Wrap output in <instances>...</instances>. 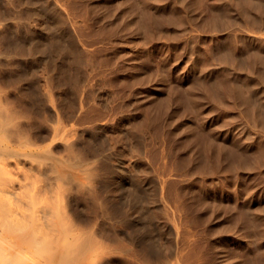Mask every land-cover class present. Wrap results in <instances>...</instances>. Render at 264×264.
<instances>
[{
    "label": "rangeland",
    "instance_id": "1",
    "mask_svg": "<svg viewBox=\"0 0 264 264\" xmlns=\"http://www.w3.org/2000/svg\"><path fill=\"white\" fill-rule=\"evenodd\" d=\"M132 1L0 0V93L21 103L19 110L22 113L25 111L23 115H27V127L40 141L43 139L41 142L44 145L51 143V132L54 127L61 125L62 129H67L65 136L75 148L74 156L69 159L72 162L80 159L93 163L92 171L95 172L90 196L75 188L72 194V213L79 221L87 219L94 225L98 237L108 246L106 262L112 257H118L122 264H244L246 257L248 264H264L255 236L248 237L242 226L230 227L236 221L233 212H223L217 217L213 216V223L203 224L197 213L189 211L187 205L200 197V192L207 197V190L214 200L218 196L217 200L223 203L224 200L221 199L225 196L220 193L226 192L230 182L221 167L212 161L203 160L202 170L188 175L190 169L177 166L175 153L171 150L168 139L179 120L184 118L171 115L161 117L154 105V100L169 89L167 82L161 78L162 70L158 63L162 57L155 51L159 49L165 51L169 61L177 59L183 62L188 59L201 62L196 69H174L173 74H176L172 75L177 81H185L186 75L194 74L215 82L212 84L214 87L209 85V90H214L216 96L211 97L206 106L211 109L215 105L219 111L216 116L208 119L224 126V130L232 128L229 132L234 131L245 142L252 141L248 137L249 130L253 136L264 134V128L256 117L247 113L248 105L244 102L245 99H253L256 103H264V21L261 20L258 27L263 29L262 33H251L243 27L240 29L243 35L239 29L237 32L234 29L240 38L236 35L237 39H228L229 43H258L262 48V57L256 62L257 67L242 72L235 68L229 69L235 90L243 94L242 100L236 101L230 96L229 87L218 83V72L207 67L208 56L205 50L206 44H213V35L227 37L229 30L215 34L206 31L202 21H187L186 28L179 30L182 34L186 32L183 39H171L170 33L177 26L165 24L162 28L157 27L158 34L151 42H146L139 28L138 17H141V11L138 6H132ZM262 2L264 0H259V3ZM103 4H106L109 15L118 21L114 27H94L92 24L94 15L98 17L106 12ZM174 6L184 9L182 12L185 17L188 13L192 14L187 7L181 6L180 0H164L156 10L175 14ZM234 13L237 15L238 12ZM38 31L43 32V40L48 43V49L41 56L32 50L31 34ZM197 34L195 39L193 36ZM190 45L200 47L199 55L186 51V46ZM51 101L53 106L50 105ZM175 107L176 104H173L172 108ZM190 117L192 116H187L188 119ZM182 130L186 133L187 126L183 125ZM161 135L163 141L159 139ZM253 145L251 142L250 148L254 149ZM65 146L64 141L58 140L53 143V151L66 156ZM256 169L254 184L258 186V192L255 204L264 203L263 158L259 159ZM234 172L236 177L232 184L234 191L236 189L235 192H238L241 188L242 170L238 168ZM117 177L121 180L120 188L115 186ZM201 177L203 180H200ZM174 181L177 184L173 185ZM123 185L139 189L137 192L141 201L136 212L131 211L129 204L124 207V214L117 208L118 199L124 192ZM248 190L240 196L241 199L247 198L242 204L245 206L254 198ZM85 196H89V199ZM226 198L228 200L225 202H229L230 198ZM141 203L144 204L143 207L146 206V210ZM140 216L148 217V224L149 221L153 222L151 232L150 225L145 224L147 233L144 230V234L147 240L151 236L150 239L156 237L162 247L161 254L153 253L134 236L131 224L134 225L133 220L142 218ZM233 250L234 254H231Z\"/></svg>",
    "mask_w": 264,
    "mask_h": 264
},
{
    "label": "bare ground",
    "instance_id": "2",
    "mask_svg": "<svg viewBox=\"0 0 264 264\" xmlns=\"http://www.w3.org/2000/svg\"><path fill=\"white\" fill-rule=\"evenodd\" d=\"M163 1L164 0L132 1V6H138L139 8H137L141 11V19L138 17L140 25H138L145 37V41L151 42L158 34L156 30L164 27L165 24L170 26L176 24L177 28L170 33V38L180 39L186 32L182 34V31L179 30L185 27L187 21L188 23L202 21L204 29L215 34H220V32L229 30L228 36H225L226 38L219 37L218 34L215 35V37L213 35V44H206L205 50L208 56L207 67L214 72H218V76L216 77L218 78V83L229 87L232 99L236 101L242 100L243 94L235 90V84L231 81L232 77L229 73V69L235 68V70L242 72L246 69L257 67L256 62L262 57V48L257 42V44H255L245 40L246 42L243 43H236L234 41L229 43L228 39L235 40L237 39L236 35L240 38V35L235 32H237V29L240 30L243 27L246 28V30L248 29V32L251 33H262L263 29L258 27L259 24L264 21V3H259V0H180L181 6L187 7L188 11L192 12V14H186L185 17L182 12L184 9L179 8V6L173 7L175 9V14H172L171 11L169 14L165 10H156ZM233 5L235 7H233ZM104 8L106 10L105 13L99 14L98 17L94 15L92 21L94 27L99 25L98 27L107 28L109 26L114 27L115 24H118V21L112 18L107 12L106 4ZM234 11L238 12L237 15ZM199 18L202 20H199ZM201 28L203 27L201 26ZM201 34L199 36H201ZM241 34L243 35L242 31ZM31 35L32 50L34 53L41 56L48 44L43 40V32H33ZM166 36L169 37V35ZM197 36L198 34L193 37L196 39ZM206 41L208 42V40ZM166 43L167 41H165V44ZM142 45H144V43ZM196 46L198 45L196 44ZM208 46L210 48H208ZM141 49H143V46ZM155 51L162 57L158 65L162 70L161 78L163 81L167 82L169 89L164 95L158 96L154 100V105H156L161 117L163 115H171L175 118L177 116L184 118L183 120H179V124L176 126L172 135L169 134L168 139L171 150L175 153L177 166L183 169H190L188 172L186 170L188 175L192 172H200L202 170L203 160L212 161V163L221 167L224 176L228 178L230 182L226 192L220 193L225 196L221 199L224 200L223 203L217 200L218 196L216 200H214L212 194L207 190L206 192L209 193L207 197H205L206 195H201L200 192V197L193 199L194 201L190 205H187L189 211L197 213L200 223L203 224L213 223L215 221L213 216L217 217L223 212H233L236 216V221L231 223L230 227L242 226L245 228L248 237L255 236L256 244L264 259V203L255 204L258 186L254 184L257 163L259 159H264V134L260 136L257 134L259 137L253 136L251 135V131L247 130L249 132L248 137L250 136L252 138L250 140H252L251 142L254 144L253 146L256 150L254 151V149L249 146L251 144L250 141H247L248 144L243 141V139L239 138L238 135H235L234 131L229 132L232 128L224 130L222 128L224 126L221 127L217 122L208 119V117L210 118V116L218 114L219 111L215 105H213L211 109L206 106V102H209L211 97L216 96L214 90H209V85L215 82L213 83V81L207 80L204 76H195L194 74L186 75V77H184L185 81H177V79L173 77V75L176 74H173L174 69L178 70L179 68L187 67L196 69L201 62L199 63L195 62L196 60L191 61L188 59V61L185 60L183 62L177 59L169 61L164 50L155 49ZM186 51L192 53V55H197L200 53L201 49L200 47H195V45H190L186 46ZM244 74L243 72V75ZM240 78L242 77L240 76ZM248 83L250 82L248 81ZM3 95L4 93H0V264H122V261L118 257H112L106 262L109 253L108 246L98 237L94 225L87 219L79 221L72 213L73 190L78 188V192H82L83 194L88 193L89 195L92 189L93 172H95L92 171L93 163L80 159L72 162L71 159H69L71 156H74L75 148L72 143H70L71 141L69 142L67 136H65L64 132L67 129H62L63 126L60 127L61 125L59 126L61 129L59 127H54L53 132H51L53 133L51 143L44 145L43 142H41L43 139L40 141L39 138L30 131V128L27 127V115H23L25 111L22 113L19 110V104L21 103L17 102V105L16 101L12 99L11 101L10 98ZM249 96L248 98H250ZM244 102L248 105L247 113L249 115L253 114L264 128V107L262 106L264 103H256L253 99H245ZM173 104H176L174 109L172 108ZM50 105L53 106L52 101ZM189 115L192 116L190 119L187 118ZM185 117L187 119H185ZM183 125L187 126L186 133L182 130ZM241 126L239 127L243 128ZM232 127L234 128L233 125ZM243 135L245 134L243 133ZM161 138L162 135L159 139L163 141V138ZM58 140L64 141L67 151L66 156L58 155L53 151V143ZM238 168L242 170V176L240 175L241 188L238 192H235L236 189L234 191L232 183L233 178L236 177L234 171ZM117 178L116 180L118 181H115V186L120 188L121 180L119 181V178ZM200 180H203V177H201ZM175 181L172 182L173 185L177 184ZM192 181L194 182L195 180ZM189 183L190 182H188V184ZM112 184L114 185V183ZM136 185L138 186V183H136ZM193 187L195 188V185ZM113 188L114 187H112V191L114 190ZM122 188L124 190L123 195L120 196L119 199L117 198V208L119 212L124 214V207L128 204L132 207L131 211L134 210V212H136V207L141 201L139 200V193L137 192L139 189L137 190L135 187H126L124 185ZM246 188L249 189L248 192L250 191L254 197L252 198V202L249 201L250 204L248 206L242 205L247 201V198H240L242 193L247 190ZM143 190L145 191V189ZM117 193L118 192H116V194ZM89 196L85 197L89 199ZM226 196L230 198L229 202H225L227 199ZM218 204L220 207H218ZM143 206L144 204L142 207ZM145 207H143L144 210H146ZM143 217L137 220L134 217L132 218L135 220L131 219L134 223V225L131 224L132 230L134 229V236L147 249L159 255L162 253L160 242L158 243L155 239L156 237L150 239L152 236H149L150 238H148V240L146 239L147 236L145 237L144 234L146 231L145 224H148L149 218ZM148 225H150V228L151 225L154 226L153 222L150 223V221ZM152 229L153 228L148 230L151 232ZM241 238H243V236ZM242 250L245 251L244 249ZM234 251L235 250H233L231 254H234ZM244 264H248L246 257H244Z\"/></svg>",
    "mask_w": 264,
    "mask_h": 264
}]
</instances>
